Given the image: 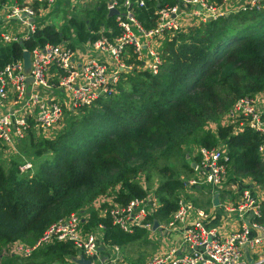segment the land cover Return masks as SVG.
I'll return each mask as SVG.
<instances>
[{
  "label": "trees",
  "instance_id": "obj_1",
  "mask_svg": "<svg viewBox=\"0 0 264 264\" xmlns=\"http://www.w3.org/2000/svg\"><path fill=\"white\" fill-rule=\"evenodd\" d=\"M175 2L146 0L145 7L134 8L135 15L153 28L157 7ZM87 14L85 20H69L73 32L49 23L24 44L0 46V67L21 58L24 49L67 38L73 46L95 40L102 25L121 33L107 7L94 6ZM162 56L159 74L123 72L116 93L70 111L55 137L30 131L23 146L24 152L31 150L33 167L27 172L19 170L27 158L9 156L0 143V264H76L71 242L45 245L29 258L3 256L12 244L34 245L50 225L73 213L85 217L89 230L102 225L106 245L125 249L147 243L146 229L122 231L100 216L94 202L109 195L126 205L153 189L162 205L153 217L170 219L186 179L194 175L192 162L201 159L199 147L225 146L232 172L264 184L261 134L220 124L237 100L264 92V5L179 32L166 40ZM260 217L256 220L264 223Z\"/></svg>",
  "mask_w": 264,
  "mask_h": 264
},
{
  "label": "built area",
  "instance_id": "obj_2",
  "mask_svg": "<svg viewBox=\"0 0 264 264\" xmlns=\"http://www.w3.org/2000/svg\"><path fill=\"white\" fill-rule=\"evenodd\" d=\"M58 1L76 2L13 0V4H4L7 18L18 19L26 25L25 29L2 33L4 46L24 44L38 27L46 26L36 22L38 11L33 2L51 9V5ZM263 2L224 0L217 5L210 0H176L174 4H160L156 9L155 26L146 28L134 11V8L145 7L146 0H110L108 12L111 9L119 11L114 15L121 29L119 35L102 25L94 32L99 36L95 40L73 46L63 39L57 44L46 43L32 50L24 49V52L30 51L29 71L25 69L23 55L0 67V143L5 152L8 155L18 153L19 145L27 139L30 131L47 138L55 137L69 110L76 112L91 106L97 99L116 93L123 72L159 74L163 63L162 48L168 38L232 12L260 10ZM28 78L32 79L30 83ZM225 118L230 119L227 125H232L236 131L249 127L261 134L263 141L259 153L264 162V92L240 98ZM196 151L201 159L196 162L188 186H211L214 190L223 186L230 169L225 146L199 147ZM32 167L33 163L26 160L19 165V170L24 173ZM178 205L169 226L176 227L189 216L193 219L182 229L178 243L153 255L146 264H264V225L256 220L262 214L263 205L249 187L243 190L238 202L225 210L243 220L251 216V221L243 222L239 229L227 236L222 237L218 228L208 224L210 215L192 200L181 197ZM161 206L155 192L150 191L146 198H136L126 205L116 201L104 202L98 211L101 217H110L113 225L122 231L134 233L138 228L152 230V217ZM85 221L81 213H73L50 225L34 245L12 244L4 250L3 256L16 254L29 258L45 245L71 242L77 251L76 257L84 256L92 264H129L119 246L105 244L102 225L89 230ZM101 247H105L103 260H100ZM246 250L256 251L257 260H248Z\"/></svg>",
  "mask_w": 264,
  "mask_h": 264
},
{
  "label": "crops",
  "instance_id": "obj_3",
  "mask_svg": "<svg viewBox=\"0 0 264 264\" xmlns=\"http://www.w3.org/2000/svg\"><path fill=\"white\" fill-rule=\"evenodd\" d=\"M11 1H13V0H0V7L1 6L3 7L1 16L2 15L7 16V11L5 9L4 4H7V3L11 4L10 3ZM32 4L38 11L37 17L43 16L44 12L50 10L47 7H45V5H43V4H39L36 2H33ZM231 5H232V3H231ZM0 19H1V17H0ZM46 24H49V22H47ZM50 24H53V23L51 22ZM193 163H196V162H193ZM228 173H229V176H228L226 182L224 183V185L221 186L220 188L215 189V190L211 186H208V187H203V186H201V187H198V186L193 187L192 186L191 187V186H188L189 185L188 180H190L192 178V177H190L189 179H186L185 189L182 191V193L180 195V198L181 197H184V198L188 197L190 199H192V197L196 193H199L202 195H209L211 197L210 204L206 205V208H203L202 206H200L197 203H196V205H197V207L205 209L208 212V214L210 215V220L207 221L208 224L212 227L218 228V231L222 237L227 236L233 230L239 229L242 226L243 222L249 223L251 221V216H247V218L245 220H243V219H240L239 217H237L236 215L231 214L225 210V208L227 206H232L241 199L242 194H243V190L246 187H249L251 189L252 194L255 197H257L262 202V205L264 206V184H258L256 182H254L251 177H245V176L239 175L237 173L232 172L230 169H229ZM144 183L142 182L141 184L144 187H146V182H144ZM203 188H206L207 190L204 191ZM150 191H154V190L153 189L148 190V193ZM217 193L219 194V204L218 205H216L214 203V196ZM101 197H106V199L105 198H102V199L98 198L94 202V208H96L97 210L99 209V206L101 204H104V202H115L113 196L105 195V196H101ZM152 219H153V222L155 220H158V227L156 229H154V226H153L152 230H147L149 232V238H148L149 240L147 243H150V242H152V240H154L155 243L158 245L157 251L153 254V255H155V254H158V253H161V252L167 250L170 246H173L176 243H178L181 240L182 229H184L185 226L191 222L193 217L189 216L184 222L177 224L176 227L169 226L170 219L160 220V219H157L155 217H152ZM260 219H262V220L264 219L263 209H262V214H261ZM260 223L264 225V223H262V222H260ZM257 234L260 235L258 232H257ZM101 250H102V252L100 253V260H103V259H105V256H106L104 253L105 247H101ZM120 252H121L123 258L126 261H128L124 255V248L120 247ZM152 256H150V257H152ZM245 256L250 261H256L257 260L256 251L246 250ZM138 259L139 258H137L135 262H138V264H139L140 262L138 261ZM146 262H145V264H146ZM129 264H130V262H129Z\"/></svg>",
  "mask_w": 264,
  "mask_h": 264
},
{
  "label": "rangeland",
  "instance_id": "obj_4",
  "mask_svg": "<svg viewBox=\"0 0 264 264\" xmlns=\"http://www.w3.org/2000/svg\"><path fill=\"white\" fill-rule=\"evenodd\" d=\"M13 4V1L10 2ZM110 3V0H76V2H70V3H65L63 1H58L57 4L51 5V9L49 11L44 12L43 16H39L36 18L37 23L41 24H46L47 22L53 23L58 29L62 28H70V30L73 32L74 28L70 25L69 20L71 18H76L77 20H85L87 19V11L92 10L94 6L96 7H102L105 6L107 7L108 4ZM3 7H0V46H3V38H2V33L11 31V30H20V29H25L26 25H24L20 20L18 19H9L5 15L1 16ZM73 36H76L73 34ZM68 41L72 42L71 39L67 38ZM77 41V40H76ZM74 41V42H76ZM163 49V48H162ZM70 113V110L69 112ZM68 115V114H67ZM225 116V115H224ZM223 116L220 124L221 125H227L230 124V119L225 118ZM212 129H216V124L213 123L211 125ZM26 142H23L19 146L18 153L16 154H10L9 156L13 157H24L29 159L31 156V150L29 147L27 148V151L24 152L23 146L26 145ZM1 152V151H0ZM15 155V156H14ZM4 156V155H3ZM191 157V156H188ZM2 158V156H1ZM8 161L11 159V157L5 158ZM30 160V159H29ZM193 163V162H192ZM194 176V175H193ZM191 176V177H193ZM142 182H146L145 179H142ZM145 184V183H144ZM208 187V186H205ZM204 191H206V188H203ZM194 201L197 202L200 206L203 208H206V205L210 204V199L211 197L209 195H202L199 193L194 194L192 197ZM153 242V243H152ZM150 243H146L144 241L138 242L131 247H127L124 249V255L126 259L131 262L132 264L133 261H136L137 258L138 261L140 262L139 264H145V262L149 259L150 256H152L156 251L158 245L155 243L154 240H152Z\"/></svg>",
  "mask_w": 264,
  "mask_h": 264
},
{
  "label": "water",
  "instance_id": "obj_5",
  "mask_svg": "<svg viewBox=\"0 0 264 264\" xmlns=\"http://www.w3.org/2000/svg\"><path fill=\"white\" fill-rule=\"evenodd\" d=\"M119 11L116 10V9H111L109 11V16H114L116 14H118ZM24 62H25V69L26 71H29L30 68H31V58H30V51H25L24 54ZM32 81L31 78H28V83H30ZM192 167L195 168L196 167V163H192ZM214 203L216 205L219 204V194H215L214 196ZM158 227V220H155L154 221V229H156ZM73 261L76 263V264H92V261L90 259H86L84 256H82L81 258H77V257H74L73 258Z\"/></svg>",
  "mask_w": 264,
  "mask_h": 264
}]
</instances>
